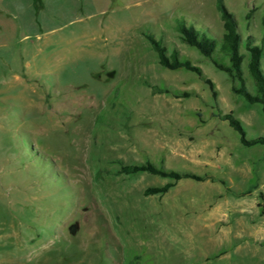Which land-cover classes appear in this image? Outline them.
I'll use <instances>...</instances> for the list:
<instances>
[{"label":"rangeland","instance_id":"rangeland-1","mask_svg":"<svg viewBox=\"0 0 264 264\" xmlns=\"http://www.w3.org/2000/svg\"><path fill=\"white\" fill-rule=\"evenodd\" d=\"M218 0H0V264H264L259 103L186 44L179 21L219 40ZM263 48L264 0H222ZM144 33L200 66L158 63ZM218 61L228 57L215 49ZM151 161L216 179L177 182ZM173 183L165 192L149 187Z\"/></svg>","mask_w":264,"mask_h":264},{"label":"trees","instance_id":"trees-1","mask_svg":"<svg viewBox=\"0 0 264 264\" xmlns=\"http://www.w3.org/2000/svg\"><path fill=\"white\" fill-rule=\"evenodd\" d=\"M218 9L224 20V33L219 40L216 36H212L206 30L197 29L193 24H187L186 21H179L176 25V30L180 34L181 39L191 47H194L204 57L208 58L215 68L226 72L232 81H237L238 85L232 86V91L239 94L243 99L249 103H259L261 112L264 114V69L262 67L263 48L260 44L253 43L248 39L245 48L248 52V60L246 64L247 74L249 75L254 90L251 91L247 87V79L244 74L243 61L244 55L241 52V35L238 32L236 21L233 13L227 8L222 0L217 1ZM147 40L150 42L153 50L157 54L158 63L165 68L175 70L183 68L185 70L195 73L200 79L213 89L212 82L209 78L204 77L202 68L194 64L190 59L180 55L177 48H172L171 52L157 39L152 33H144ZM219 42L220 50L228 57V64H223L217 60L215 56V49ZM222 119L228 121L229 125L238 132L239 140L244 146L264 145V136H256L254 138H246L244 128L240 121L231 113L220 115ZM119 173L135 174L138 172H146L160 177H167L172 179L173 183L181 179H193L202 181L205 179H216L211 175H199L188 170H175L159 166L151 161L141 163H126L120 164ZM221 181V180H220ZM173 183L168 182L162 187H149L144 192L145 194H153L158 192H165ZM259 206L260 213H264V193L259 192Z\"/></svg>","mask_w":264,"mask_h":264}]
</instances>
